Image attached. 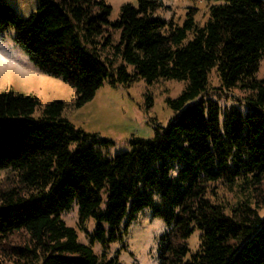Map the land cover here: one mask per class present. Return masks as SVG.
<instances>
[{
    "label": "trees",
    "instance_id": "1",
    "mask_svg": "<svg viewBox=\"0 0 264 264\" xmlns=\"http://www.w3.org/2000/svg\"><path fill=\"white\" fill-rule=\"evenodd\" d=\"M38 1L23 18L0 0V32L13 29L42 73L73 88L75 107L107 81L186 87L167 100L176 116L166 126L114 157L103 151L111 141L63 116L64 102L0 93V171L10 173L0 183V264H123L79 241L62 217L74 205L79 226L94 219L91 241L106 248L124 240L126 219L151 208L171 229L159 264H264V0H217L203 26L195 10L182 25L158 17L161 0L125 4L115 21L105 0ZM213 71L217 95L248 97L223 109ZM223 187L241 197L219 196ZM195 231L201 245L189 257Z\"/></svg>",
    "mask_w": 264,
    "mask_h": 264
},
{
    "label": "rangeland",
    "instance_id": "2",
    "mask_svg": "<svg viewBox=\"0 0 264 264\" xmlns=\"http://www.w3.org/2000/svg\"><path fill=\"white\" fill-rule=\"evenodd\" d=\"M15 12L23 18H28L40 6L38 0H5ZM112 7L111 20L120 18L121 9L125 4L137 5L138 0H105ZM162 9L156 15L182 25L186 15L195 10L197 24L203 26L210 14V7L219 5L217 0H161ZM115 41L119 33H114ZM107 55V52L104 56ZM258 79L264 78V58L258 66ZM212 95L220 101L223 109H228L237 101H244L248 92L240 89L221 91L216 71L210 75ZM186 87V82L177 80H159L147 84L144 80L135 81L129 85H113L105 82L95 97L81 108L75 107L76 91L62 80L42 73L30 61L23 48L15 42L13 29L0 32V93L13 91L17 94L34 95L42 107L62 101L66 104L63 116L69 119L77 128L87 133L97 134L111 141L104 149L105 155L114 157L116 154L131 150V140L137 138L152 139L155 128L166 126L176 112L168 105V99H176ZM152 99V102L149 101ZM10 175L8 171H0V183ZM244 192V190H243ZM249 193H243L245 198ZM218 195L234 203L241 196L238 191L221 188ZM261 214L264 207L261 205ZM65 223L77 230L79 241L90 246L97 255L106 252L109 257L117 256L123 264H159L158 247L162 237L170 234L165 221L151 208L138 212L130 220L121 225L124 240L113 242L109 246L101 242H92L91 236L95 230L94 219H89L81 228L76 205L70 211L64 212ZM190 254L195 253L201 245V232L195 231L187 239Z\"/></svg>",
    "mask_w": 264,
    "mask_h": 264
}]
</instances>
